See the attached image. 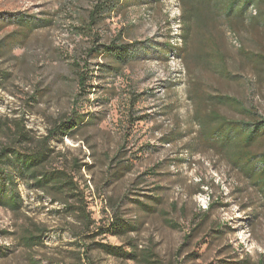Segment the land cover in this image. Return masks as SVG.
Masks as SVG:
<instances>
[{
    "label": "rangeland",
    "instance_id": "obj_1",
    "mask_svg": "<svg viewBox=\"0 0 264 264\" xmlns=\"http://www.w3.org/2000/svg\"><path fill=\"white\" fill-rule=\"evenodd\" d=\"M99 2L0 0V151L23 124L33 138L25 149L51 150L46 167L71 175L91 218L86 225L54 196L19 181L20 211L0 206V264H264L258 189L225 156L199 146L188 152L197 132L195 79L206 93L235 97L264 117V61L244 54L264 56V30L250 21L255 8L236 33L214 30L233 75L227 79L198 65L189 69L175 51L161 53L166 42L180 44L178 0L121 1L84 37L82 19ZM22 16L41 26L25 32ZM111 44L129 45L134 56L104 77L100 68L112 63L95 52ZM76 116L93 121L69 136L52 132ZM201 198L210 203L205 212ZM117 217L136 229L106 231ZM33 224L46 231L43 245L28 249L20 237ZM98 243L134 245L138 258L109 256Z\"/></svg>",
    "mask_w": 264,
    "mask_h": 264
},
{
    "label": "trees",
    "instance_id": "obj_2",
    "mask_svg": "<svg viewBox=\"0 0 264 264\" xmlns=\"http://www.w3.org/2000/svg\"><path fill=\"white\" fill-rule=\"evenodd\" d=\"M121 1L124 0H100L87 18L82 19L83 25L80 26V29L83 30L82 35L90 38L92 26L100 24L109 12L121 5ZM178 3L181 9L178 16L180 44L173 45L166 42L163 44L161 53L164 55L167 52L175 51L176 55H179L182 61L189 66V69L191 66L198 65L222 78H233L227 69L226 59L216 40L214 30L223 27L233 34L236 33L237 30L242 29L246 21H249L248 11L250 8L256 10L254 16L250 15L251 23L264 30V0H178ZM24 18L20 17L19 21H22L20 26L25 32H31L41 26L39 20L31 21ZM8 41H16L15 36H11ZM145 44V50L147 49V53H149L152 45ZM101 47L95 52L96 55L105 56L112 63L100 68L104 77L115 75L119 66L128 63L134 56L129 45L111 44L101 45ZM91 51L93 48H89L87 54ZM244 54L249 60L264 61V56ZM78 65V63H74V66ZM85 71L79 72L80 83L83 86L86 85V79L89 76V73ZM202 85V80H193V91L190 94L193 103L191 118L197 126V132L188 152L192 153L193 149L199 146L225 156L231 166L258 189L264 202V117L260 116L253 108L246 107L242 101L235 97L206 93L203 91ZM220 106H226L242 117L229 118L219 111ZM92 121L91 119L85 120L82 116H76L57 125L52 132L69 136V131L72 129ZM12 131V143L4 145L0 151V206L15 213L20 211L23 202L17 185L19 181H23L28 183L31 188L54 196L55 201L66 204L65 209H70L71 213L81 219L83 223L89 224L91 218L86 211V203L76 191L77 186L71 175L65 170H51L46 167L51 150L47 146L36 151L25 149V144L32 142L33 138L29 136L28 131L21 123H16ZM175 139L168 140L173 142ZM141 206L148 210L154 209L153 206L145 204ZM135 229L134 224L117 217L106 231L123 235ZM45 231L43 227L33 224L31 228L24 231L20 239L28 249L41 246L43 245L41 235ZM97 245L109 256L134 260L138 258L134 245L129 250L107 243H98ZM142 260L146 263L149 262L145 258ZM81 262L79 260L78 263L70 264H83ZM39 263L32 261L30 264ZM48 264L54 263L48 262ZM234 264H243V261Z\"/></svg>",
    "mask_w": 264,
    "mask_h": 264
},
{
    "label": "built area",
    "instance_id": "obj_3",
    "mask_svg": "<svg viewBox=\"0 0 264 264\" xmlns=\"http://www.w3.org/2000/svg\"><path fill=\"white\" fill-rule=\"evenodd\" d=\"M201 206H202V209H206L208 206V200H204V198H201Z\"/></svg>",
    "mask_w": 264,
    "mask_h": 264
}]
</instances>
